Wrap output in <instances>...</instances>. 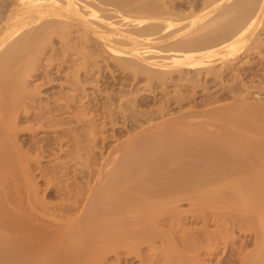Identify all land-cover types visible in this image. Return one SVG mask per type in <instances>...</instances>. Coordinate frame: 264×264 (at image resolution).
<instances>
[{
	"label": "bare ground",
	"instance_id": "6f19581e",
	"mask_svg": "<svg viewBox=\"0 0 264 264\" xmlns=\"http://www.w3.org/2000/svg\"><path fill=\"white\" fill-rule=\"evenodd\" d=\"M164 1L0 0V264H264V101H248L238 68L264 62V0H205V13L181 28L173 18L185 16L166 19L174 11L160 9ZM87 35L132 81L147 79L149 98L136 99L146 110H132L134 95L133 112L122 98L116 109L122 94L106 97L104 82L93 92L108 99L101 111L82 99L78 72L91 77L97 66L99 76L108 58ZM188 70L233 80L213 93L203 77L210 91L198 100L202 83ZM22 121L58 134L61 154L49 165L47 147L23 148ZM107 127L118 141L97 158Z\"/></svg>",
	"mask_w": 264,
	"mask_h": 264
},
{
	"label": "rangeland",
	"instance_id": "374dc122",
	"mask_svg": "<svg viewBox=\"0 0 264 264\" xmlns=\"http://www.w3.org/2000/svg\"><path fill=\"white\" fill-rule=\"evenodd\" d=\"M140 1H144V0H140ZM153 1H155V0H153ZM159 1H161V0H159ZM162 1H163V0H162ZM165 1H166V0H165ZM165 1H164V4H165V5H164V4H163V5H160L162 2H161V3H158V2H157L158 5H160V9H161V7H162L163 9H166V10H167V9H170V10H171L170 13H171L172 11H174V12L171 13L172 15H169L170 18H169V17H166L167 13H169V10H168V12L165 11V13L167 12L166 15H165V18H166V19L168 18V19L172 22L171 17H172V16L174 17L173 13H175V12H177V11H178L177 13H179V14L181 15L182 18H184V16H185V18H184L182 21L179 20V21H181V22H179V21L177 22L176 20H174V19H177V17H176V18H175V17H174V18L172 17V18H173V21H174L173 24H175L176 27H180V28H181V25L178 26L179 24L186 23V22L189 24V22H188L189 20H191L190 22H192V19H193L194 17H195L194 19H196V16H198V15H200V16L203 15V14L205 13L204 11H205V9H206V7H207V6H206V2H204L205 0H174V1H173V0H170L171 2H174V5H173L174 8L172 7V5H170L171 2H169V0H168V2L166 1V2L168 3V7H169V8L166 7V3H165ZM201 2H202V3H201ZM204 3H205V5H204ZM172 4H173V3H172ZM163 6H165V8H164ZM170 6L172 7V9L170 8ZM176 6H177V7H176ZM203 7H205L204 10H203ZM160 9H158V11H160ZM163 9H162L161 11H163ZM173 9H174V10H173ZM202 10H203V11H202ZM199 12H200V13H199ZM203 12H204V13H203ZM177 13H175V14H177ZM189 14H190V16H191L192 18L189 17ZM180 15H179V16H180ZM187 15H188V16H187ZM195 15H196V16H195ZM176 16H177V15H176ZM200 16H198V17H200ZM181 17H180V18H181ZM198 17H197V18H198ZM180 18H179V19H180ZM182 18H181V19H182ZM194 19H193V20H194ZM175 21H176V22H175ZM188 24H185V25H187V27H188V26H189ZM183 25H184V24H183ZM175 26H174V27H175ZM176 27H175V28H176ZM183 27H184V26H182V28H183ZM175 28H174V29H175ZM185 28H186V27H185ZM185 28H183V29H185ZM176 29H178V28H176ZM263 29H264V28H263ZM262 31H263V30H262ZM262 31L260 30V32H262ZM262 36H263V37H262ZM55 37H56V36L52 37V40H51V41L53 42V40H54V42H53L54 46H58V45L60 44L61 39H58V38L55 39ZM57 37H59V36H57ZM87 37H88V38H87ZM87 37H86V38H87L88 40H86V41H89V38H90V39L92 38V40H93V41L95 42V44H96V41H95V40H97V39H96L95 37L93 38V36H91V35H87ZM260 37L264 40V32H262V35H261V33H260ZM53 38H54V39H53ZM92 40H90V43L87 42V43H86V44H87L86 46H88L89 44H91ZM97 41H98V40H97ZM55 42H59V43L56 44ZM94 42H93V45L96 46L97 51H96V48L94 49V47L92 46V49H94L93 51H94V52L96 51L97 54H98V56H100V55H99L100 53H102V55H104V54H105V53H103V51H104V48H103V47H104V46H103V47L101 46L102 43L98 41L99 43L97 42V44L95 45ZM88 43H89V44H88ZM100 43H101V44H100ZM263 43H264V41H263ZM91 45H92V44H91ZM98 45H99V47L101 46V48L103 49V51H102L101 48L98 49V48H99V47H97ZM82 46H83V45H82ZM89 46H90V45H89ZM89 46H88L86 49L91 50V49H89V48H90ZM142 46H149V44H142ZM150 46H152V45H150ZM263 49H264V47H263ZM263 49H262V53H261V54H264V50H263ZM100 50H101V51H100ZM98 51H100V53H98ZM105 51H106V49H105ZM105 51H104V52H105ZM106 52H107V51H106ZM47 55H48V54H47ZM102 55H101V56H102ZM106 55H108V56H106ZM95 56H96V55H95ZM104 56L108 57L107 59L105 58L106 60H105V59H104V60H105L108 64H110V65H108V64L105 63L103 60L100 61V63H101V64L103 63V65L101 66V64H100L99 67H100V68L102 67L103 69L100 70V74H99V76L102 75V77H105L104 79L101 78V76L99 77V76L97 75L98 73H97V74L94 73V71H95L94 69H93V72L91 71V72H92L91 77H88V75H89L88 72L86 71V73H84V70H83V69H81L82 72H81V71L78 72V74H79L78 77L80 76V77H79L80 80L78 81V84H77L78 86H77V87H80V86H79V85H80L79 82H81V88L83 89V86L85 85L84 82H86V85L84 86V87H85V88H84L85 90L82 91L81 88L79 89L80 92H81L80 94H82V93L84 94V95H83V94L81 95V96L83 97L82 99H84V98L87 99V97L89 98L90 95H91L92 98H93V100L95 99V100H94V101H95V104H94L95 106H93V107H94V108H95V107L98 108L99 111H101L100 109H101V106L103 107V104H105V103L107 104L108 99H107L106 97L109 96V95H107V92L113 94L114 91H116V93H114L115 96H117V95H119V93H121L122 96L119 95V96H121V97H119V98H120V99L122 98L123 101L126 100V99H128V100H129V99H130V100H133L132 97H134V96L137 97V96L139 95L140 97H139V96H138L137 98L135 97V100H136V99H137V100H141V99H142V102H143V101H144L143 98H144V97L147 98V97H148L147 95L149 94L147 91H144V90H143L144 87H143V85H142V84H144V80H145V82H146L147 79H146V78H145L144 80L142 79V80H143V81L141 80L142 82H141V81L136 82V80H134L137 84L142 85V87L139 86V85L137 86V84H135L134 81H132V79H134V78H132V77H130V76L128 77V75H131V74H132L131 72L127 73L128 68L126 69L125 66H124L123 68H125V69L127 70V71H124V69L121 67V68H122V71H121V70H120V66H119L120 63L117 62L118 65H116V61L114 62V58H112V56L109 55V53H106ZM258 56H259V58H258V57L254 58V60H253L252 63H251V64H253L254 66H250V64L246 65V63H245L243 66H242V65H240V66L237 65V66H238V68H241V69H240V72H242V73L244 72V73L242 74V78H243L242 83L246 82V84L249 85V86H248V90H247V91L249 92V95H248V101L251 100V101H255L256 103L260 101V102H261V105H262V102L264 101V75H263V74H264V73H263V72H264V62L261 61V58H260L261 56H260V55H258ZM109 57H111V58H110L111 60L113 59V60H112L113 62L109 60ZM98 58H99V57H98ZM242 58H243L242 60L247 61V59H249V56L246 55L245 57H242ZM245 58H246V59H245ZM99 59H102V57L99 58ZM108 60H109L110 62H109ZM256 60H257V61H256ZM43 61H44V60H43ZM256 62H257V63H256ZM260 62H261V63H260ZM112 63H113L114 65H113ZM98 64H99V60H98ZM104 64H105V66H104ZM94 65H95V64H94ZM106 65H108V67H110L111 69H113V71H111L110 68H109V71H106V70H105V68L107 67ZM115 65H116V69H114V68H115ZM120 65H121V64H120ZM246 66H247V67H246ZM66 67H67V66H66ZM66 67H65V71H63V72H65V75H66V71H72V70H74L73 67L76 68V66L70 67L69 69L66 68ZM96 67H97V66H94V68L97 69L95 72H97L98 69H99L98 67H97V68H96ZM215 67H217V70H216ZM215 67H214V68H215V71H220V70H222L221 68L224 69V66H222L221 63H217V64L215 65ZM235 67H236V66H235ZM257 67H258V68H257ZM72 68H73V69H72ZM218 68H219V69H218ZM236 68H237V67H236ZM238 68H237V69H238ZM242 68H243V69H242ZM244 68H245V69H244ZM246 68H247L248 74H246V73H247V71H245ZM259 68H260V69H259ZM262 68H263V69H262ZM70 69H71V70H70ZM106 69H107V68H106ZM117 69H118V70H117ZM226 69H227V70L224 69L225 71L223 70L224 73H227V72H230V71L234 73V71L231 69V67H230V68H226ZM228 69H229V71H228ZM102 70H104L105 73H104V71H102ZM107 70H108V69H107ZM101 71H102V73H101ZM129 71H131V70H129ZM190 71H192V73H191ZM190 71H189V70L187 71V72H189V73H186L187 75L185 74V72H184V74H185L186 76H188L189 74H193V75H191V79H192V80L195 79V80H194L195 83H196L197 81H198L199 83H200L201 81L203 82V79H204L203 77H205V80H204L205 83H208L209 86H211V89H210V87H208V85L206 86V84H205V86L207 87V90H206V91H208L209 89L212 90V89H214V88L216 87V88H215L216 90L214 89V91H215V92H219V90L221 89L220 87L223 85L222 83H227V82L229 83V82H232V80H233V78H232V80H231V78H229V79H224V80L227 81V82H226V81H224V80L222 79V77H221V79H220V77H219V78H214L215 80L218 79V82H216L217 80L214 81L213 78H212V76H211L212 79H211L210 77L208 78L207 76H210V75L206 74L205 72H202V73H201V76H202V74H206V75H204L203 77L200 78V73H198V74H199V77H198V75H197L198 78H197V77H194V78H193V76H195V74H197V73H196L195 70H190ZM193 71L195 72V74L193 73ZM226 71H227V72H226ZM262 71H263V72H262ZM63 72L60 74V76H61L60 80H63V78L65 77V75H64ZM80 72H81V73H80ZM91 72H89V73L91 74ZM98 72H99V71H98ZM220 72H221V75L224 74V73H222V71H220ZM236 72H237V71H236ZM236 72H235V73H236ZM82 73H83L85 76H84ZM93 73L95 74V78H97V77H96V75H97L98 78L101 79V80H99V79L97 78V79H96L97 81L95 80L96 82H95V81L92 82V80L94 79V78H93V77H94V74H93ZM103 73H104V74H103ZM109 73H110V74H109ZM121 73H122V74H121ZM62 74H63V75H62ZM106 74H107V77H108V78L106 77ZM114 74H115V75H114ZM126 74H127V75H126ZM53 75H55V74H53ZM53 75H51V76H53ZM81 75H82V76H81ZM86 75H87V76H86ZM112 75H113V76H112ZM118 75H119V76H118ZM125 75H126V77H128V78H126ZM185 75H184V76H185ZM239 75H240V77H241V73H240ZM89 76H90V75H89ZM62 77H63V78H62ZM82 77H83V78L86 77V79L84 78L85 81H83L84 79H83ZM120 77H121V78H120ZM124 77H125V78H124ZM188 77L190 78V76H188ZM67 78H69V77H65L64 80H65V81H66V80L68 81ZM72 78H73V77H72ZM72 78H69V80L71 81ZM79 78H78V79H79ZM88 78H89V79L91 78L92 80H91V79L88 80ZM129 78H130V79L132 78V79L130 80ZM206 78H207V79H206ZM81 79H82V80H81ZM102 79H103V81H102ZM197 79H198V80H197ZM209 79H211V81H212V82L210 81L211 84H210V82H209ZM106 80H109V81H106ZM123 80H124V81H123ZM196 80H197V81H196ZM199 80H200V81H199ZM219 80H221V81L223 80L224 82H221V83H220ZM260 80H261V81H260ZM65 81H63V82H65ZM82 81H83V84H82ZM87 81H88V82H87ZM89 81H91V82H89ZM101 81H102V82H101ZM105 81H106V82H105ZM206 81H207V82H206ZM37 82H39V81H37ZM103 82H104V83H103ZM132 82H133V84H132ZM198 82H197V83H198ZM202 82H201V83H202ZM67 83H68V82H67ZM67 83L65 82V85H66ZM94 83H95V84H94ZM96 83H97V84H98V83H101V84H98V88H100V89H101V87H102L104 84H106V85H104V86L102 87V88L104 89V91L107 90V91H105V93H104V95L106 96V97L104 96L105 99H104V98H101V97H103V95L99 93L100 91H102V93H103V89L100 90V91H97V92H98L97 94H94V93H96V90H99V89H96V88H97V87H96V86H97ZM102 83H103V85H102ZM130 83H131V84H130ZM199 83H198V84H199ZM203 83H204V82H203ZM203 83L197 85V87H196V88L199 89V86H201V89H199L200 92L197 91L198 94H200L199 97H197L198 100L200 99V97L202 96V94L206 93L205 90H202V89L204 88V86H203V88H202V85H204ZM214 83H215V84L217 83V84H219V85H215ZM261 83H262V84H261ZM68 84H69L70 87L68 86V88H66V87H67V85H66V86L64 87L63 90H67V91H69V93H70V92H71V91H70V88H72V87H71L72 85H70V83H68ZM93 84H94L95 86H94ZM126 84H127V85H126ZM213 84H214V85H213ZM256 84H257V85H256ZM108 85H109V86H108ZM133 85H134V86H133ZM220 85H221V86H220ZM258 85H259V86H258ZM99 86H100V87H99ZM105 86H106V87H105ZM117 86H118V87H117ZM126 86H127V87H126ZM135 86H137V87H135ZM250 86H251V87H250ZM93 87H94V88H93ZM107 87H108V88L110 87V88H109L110 90H109ZM206 87H205V88H206ZM218 87H219V88H218ZM249 87H250L251 89H250ZM259 87H260V88H259ZM122 88H123V89H122ZM130 88H131V89H130ZM137 88H138V90H137ZM141 88H143V89H142L143 91L141 90ZM157 88H158V87H157ZM208 88H209V89H208ZM68 89H69V90H68ZM121 89H122V91H121ZM54 90H58V89H54ZM73 90H74V89H73ZM119 90H120V91H119ZM127 90H128V91H127ZM134 90H137V91L140 90L139 92H141V94H140L139 92L134 91ZM210 90H209V91H210ZM67 91H66V92H67ZM77 91H78V90H77ZM77 91H75V92H77ZM118 91H119V92H118ZM201 91H203V93H201ZM214 91L212 90V91H210V92H213V93H214ZM220 91H221V90H220ZM64 92H65V91H64ZM75 92L73 91L72 93L75 94ZM78 92H79V91H78ZM93 92H94V93H93ZM122 92H123V93H122ZM127 92H128L129 94H128ZM142 92H147V94H146V93L143 94ZM41 93H43V92H41ZM47 93H48V92H44V94H47ZM86 93H87V94H86ZM44 94H43V95H44ZM48 94H49V95H48V99L50 98L49 100H53V99H51L52 96H53V97L56 96L55 94L52 95V93H51V94L48 93ZM93 94H94L95 96H97L98 94H100L99 96H97V97H100V96H101L100 99H98L97 97H95ZM112 94H111V95H112ZM250 94L253 95L254 97H253V96H250ZM254 94H255V95H254ZM133 95H134V96H133ZM141 95H143V96H141ZM85 96H86V97H85ZM115 96H114V97H115ZM249 96H250V98H249ZM110 97H112V96H110ZM117 97H118V96H117ZM262 97H263V98H262ZM90 98H91V97H90ZM92 98H91V99H92ZM112 98H113V97H112ZM112 98H111L110 102L114 100V98H113V99H112ZM148 98H149V97H148ZM148 98H147V99H148ZM229 98H230V99H229ZM251 98H253V100H252ZM254 98L257 99V100H255ZM82 99H81V100H82ZM86 99H84V100H86ZM96 99H97L99 102H98ZM106 99H107V101H106ZM122 99L120 100L121 102H120V104H119V103H118L119 101H118L117 98L115 97V100H117L118 102H117V101H116V102L113 101L111 104H112L114 107L117 106L116 103L119 104V107H116V109H119V108L122 106V102H123ZM225 99H227V100H225ZM260 99H261V100H260ZM262 99H263V100H262ZM84 100H82V101H84ZM102 100H103V101H102ZM104 100H105V102H104ZM128 100H126L125 103H126ZM130 100H129V101H130ZM135 100H134V101H135ZM137 100H136L135 104H133L134 101H131V102H130V103H131V106L133 105L131 108L134 107L132 110L134 111V109H135L134 112H139L140 110L143 111L144 108H145L144 110H146L147 107H145L144 104H143V106L141 105L142 107H141L139 104L137 105ZM258 100H259V101H258ZM96 101H97V102H96ZM101 101H102V103L104 102L102 105H101ZM129 101H128V102H129ZM221 101H222V102H221ZM223 101H224V102H223ZM232 101H233L232 96H228V97H225L224 100H221V99H220V102L217 101L215 104H217V103L221 104V103H222V105H224L223 103H226V105H227V103H229V102L232 103ZM84 102H86V101H84ZM128 102H127V106H125L126 104H124V102H123V104H124L123 106H125L126 108L128 107V109L124 108V109H126V111H131V110H129V108H130V103H128ZM132 102H133V103H132ZM249 102H250V101H249ZM96 103H97V105H96ZM263 103H264V102H263ZM98 104H100L101 106H99ZM106 104H105V105H106ZM114 104H115V105H114ZM257 104H259V103H257ZM120 105H121V106H120ZM110 106H111V105H110ZM138 106H139V107H138ZM99 107H100V109H99ZM111 108H112V106H111ZM121 108H123V107H121ZM199 108H203V106H201V107H199ZM114 109H115V108H114ZM102 110H104V109H102ZM133 111H131V112H133ZM127 113H129V112H127ZM66 114H67V115H66ZM69 114H70L69 112L64 113L65 116H70ZM62 115H63V114H62ZM117 121H118V120H117ZM22 122H23V123H22ZM22 122H20V124H19L18 127H20L21 130H22L23 127H24V129H23L24 131H23V132L25 133V135L22 136V137L25 138V141L27 142L25 145H23V148H24V149H29V148L31 147L32 149H31V148L29 149V150H30V154L35 153L34 150H35V151H36V149L39 150L40 147H42V148L45 149V150L48 148V149L46 150L47 152L44 151V152H43L44 154H43V153L40 154V158L42 157V158H41V163H43V165H46V164L49 165V164L52 162V160H53L52 158H55L56 156H58V155L61 154V152L59 151L60 148H58V147H60V146H58V145L56 144V139H55L56 136H57L58 134H56L55 131H53V129H51L52 127H49L50 129H48V128H47V129H46V128L44 129V128H43L44 130H42V129L39 130V129H38V130H36V132L38 131L37 133H36V132L31 133V131H30V129H29L30 127L27 126L28 124L30 125L31 122H26V121H22ZM119 122L122 123L121 119H119ZM121 123H118V124L121 125ZM26 124H27V125H26ZM27 129H28V130H27ZM106 129H107L106 131L103 130V131H105V133H102V134H103V135H108L109 133L111 134V129L108 128V127H107ZM45 130H46V131H45ZM51 130H52L53 132H52ZM108 130H109V131H108ZM118 130H119L120 133L118 132L119 135L117 134L116 136H120V137H122V136H124V135L126 134L125 131H121V129H118ZM118 130H117V131H118ZM112 131H113V130H112ZM108 132H109V133H108ZM124 132H125V133H124ZM79 133H80V132H79ZM106 133H107V134H106ZM113 133H114V132H113ZM33 134H34V135H33ZM102 134H101L100 137H99L100 139H101V137H102ZM110 134H109L108 137L111 136ZM121 134H122V136H121ZM51 135H52V136H51ZM53 135H54V136H53ZM79 135H81V137H80ZM79 135H76V137H80L79 139H81V138L84 139V137H82L83 134H79ZM64 136H65V135H64ZM64 136H63V137H64ZM38 137H39V138H38ZM51 137H52V138H51ZM108 137L105 138L106 141H105L104 138H102V141H103L102 143H105V144H107L108 146L105 145V144H103L104 149H103V147H102V151H101L100 153H99L98 150H96L97 152L94 151V153L96 154V156H97V155L100 156L99 154H101V156H102V153H105L106 150L109 148V146L111 147V145H112L113 143H115V142L118 141V138H117V141H116V137H115V136H114V137L111 136L112 138H111V137L108 138ZM113 138H114V139H113ZM35 139H36V140H35ZM38 139H39V140H38ZM53 139H54V140H53ZM66 139H67V138H66ZM82 139H81V140H82ZM107 139H108L109 141H108ZM110 139H113V140H111V142H110ZM119 139H120V138H119ZM40 140H42V141H40ZM81 140H80V142L82 143ZM37 141H39V142H37ZM83 141H84L83 144L86 143L85 140H83ZM96 141H98V142H96V143H97V145L99 146L97 149H99V148H100V145L102 146V143L99 142V139L96 140ZM100 141H101V140H100ZM104 141H105V142H104ZM112 141H114V142H112ZM38 143H39V144H38ZM81 143H80V144H81ZM108 143H109V144H108ZM111 143H112V144H111ZM30 144H31V145H30ZM37 144H38V145H37ZM41 144H42V145H41ZM99 144H100V145H99ZM110 144H111V145H110ZM36 145H37V146H36ZM56 145H57V146H56ZM87 145H88V144L86 143L85 145H83V147L81 146V147L83 148V151L86 149V148L84 149V146L86 147ZM104 145H105V146H104ZM113 145H114V144H113ZM25 146H26V147L29 146V147L25 148ZM34 146H36V147H34ZM55 146H56V148H58V150L55 148ZM45 147H47V148H45ZM65 147H66V143H64V145L62 146V148H64L65 151H67V150H68V147H66L67 149H66ZM106 147H107V149H106ZM69 149H70V147H69ZM32 150H33V151H32ZM53 150H54V151H53ZM99 150H101V148H100ZM103 150H105V152H104ZM58 151H59L60 153H59ZM83 151H82V152H83ZM85 151H87V150H85ZM85 151H84L85 155H84V153H83V157H82L83 159H81L82 162L84 161V158H85V156H86V152H85ZM53 152H55L56 154L53 153ZM57 152L59 153L58 155H57ZM49 154H50V155H49ZM52 154H53L54 157L52 156ZM54 154H55V155H54ZM95 154H94V155H95ZM32 155H36V154H32ZM41 155H42V156H41ZM45 155H46V156H45ZM103 155H104V154H103ZM96 156H95V157H96ZM98 156H97V158H98ZM101 156H100V157H101ZM86 157H87V156H86ZM44 158H45V159H44ZM81 160H80V161H81ZM74 161L79 162V161H77V159L74 160ZM74 161H72V163H73ZM80 167H81V165H80ZM69 168H72V167H69ZM84 168H85V167H83V169H84ZM69 170H70V169H69Z\"/></svg>",
	"mask_w": 264,
	"mask_h": 264
}]
</instances>
